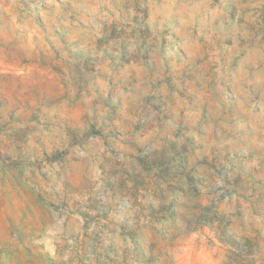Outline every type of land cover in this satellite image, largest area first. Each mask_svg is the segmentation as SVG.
I'll list each match as a JSON object with an SVG mask.
<instances>
[{
    "label": "rangeland",
    "instance_id": "rangeland-1",
    "mask_svg": "<svg viewBox=\"0 0 264 264\" xmlns=\"http://www.w3.org/2000/svg\"><path fill=\"white\" fill-rule=\"evenodd\" d=\"M0 264H264V0H0Z\"/></svg>",
    "mask_w": 264,
    "mask_h": 264
}]
</instances>
